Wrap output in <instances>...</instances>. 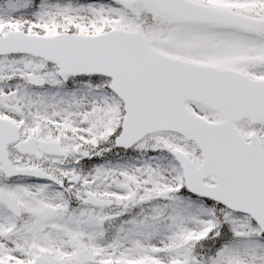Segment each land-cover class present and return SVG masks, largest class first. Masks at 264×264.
<instances>
[{"label": "snow or ice", "instance_id": "snow-or-ice-1", "mask_svg": "<svg viewBox=\"0 0 264 264\" xmlns=\"http://www.w3.org/2000/svg\"><path fill=\"white\" fill-rule=\"evenodd\" d=\"M0 264H264V0H0Z\"/></svg>", "mask_w": 264, "mask_h": 264}]
</instances>
